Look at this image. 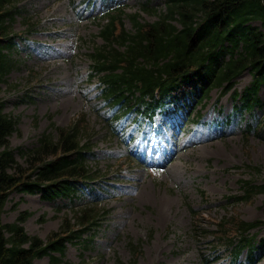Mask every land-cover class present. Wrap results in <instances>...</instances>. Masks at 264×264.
Listing matches in <instances>:
<instances>
[{
	"label": "rangeland",
	"instance_id": "374dc122",
	"mask_svg": "<svg viewBox=\"0 0 264 264\" xmlns=\"http://www.w3.org/2000/svg\"><path fill=\"white\" fill-rule=\"evenodd\" d=\"M78 1L22 0L21 11L25 14L16 20L14 32L27 39V48L15 56L19 65L0 86V100L5 104V113L18 121L11 145L24 166L21 151L34 148L52 124L69 127L79 121L88 130L86 139H91L96 153L91 168L102 177L91 188L94 194L101 190L102 199H93L89 188L87 196L74 204L62 199L44 201L40 194L15 193L6 205L3 222L13 223L21 212L28 211L32 216L24 224L27 233L47 241L62 226L66 230L80 229L77 211H97L102 219L95 235L87 233L78 242L67 244L63 262L72 264H116L118 259L126 264H200L206 243L212 242V237H200L203 231L217 237L223 236L221 231L233 235L230 224L216 226L224 224L219 222L224 217L225 221H261L263 226L252 234L263 239L264 194L249 202L236 200L243 195L242 181L264 184V86L257 93L263 107L253 115L234 110L240 102L233 98V92L224 96L213 91L206 106H198L194 112L203 113L209 125L196 130L187 125L176 138H170L175 149L188 141L210 139L186 146L176 161L162 170L140 166L128 157V147L120 138L109 134L102 118L105 110L100 111L102 101L97 97L98 82L88 81L91 59L87 54L96 44L101 45L100 25L99 17H78L74 9ZM143 1L121 0L129 14L140 12ZM150 8L153 12L142 14L143 19L154 22L164 10V0H152ZM26 22L33 27L23 34ZM125 25L131 29L128 20ZM56 43L60 44L59 52ZM234 81L235 90L244 92L252 82L251 73L246 71ZM255 120L259 130L246 133V123ZM214 121L221 122V128L210 126ZM209 127L217 129L220 136H210L206 132ZM147 139L158 157H163L166 142L160 143L155 137ZM136 144L133 149L146 152L148 143ZM148 154L152 158L153 152ZM146 194L151 195L150 199ZM163 196L170 206L161 216ZM224 251H220L221 258L215 264H231L232 257ZM255 256L247 264H264L263 253ZM246 257L243 254L239 261L246 262ZM35 264L51 262L46 257Z\"/></svg>",
	"mask_w": 264,
	"mask_h": 264
},
{
	"label": "trees",
	"instance_id": "16d2710c",
	"mask_svg": "<svg viewBox=\"0 0 264 264\" xmlns=\"http://www.w3.org/2000/svg\"><path fill=\"white\" fill-rule=\"evenodd\" d=\"M149 3L141 6L146 13L150 12ZM20 4L21 0H0V86L7 83L19 63L15 55L21 49L16 38H23L14 33L13 26L23 13ZM126 18L132 23L131 31L125 28ZM262 29L264 0H164V10L152 23L142 21L140 14L119 11L110 15L102 31L104 44L91 56L94 69L105 84L104 101L127 107L135 101L142 116H152L167 99L174 105L178 103L179 108L196 98V103L202 104L214 90L227 94L233 90L234 80L249 71L250 86L242 95L235 91L234 97L240 101L235 107L237 111L251 113L256 107H263L257 96L264 86ZM4 110L0 101V264H34L44 257H49L51 264H62L66 243L81 239L85 230L97 226L100 218L97 211H77L80 229L66 230L62 226L47 241L27 233L24 224L32 213L21 212L15 222L7 224L2 217L14 193L40 194L43 200L62 198L71 203L82 198L77 194L82 184L93 182L97 176L90 168L94 155L92 146L86 142L89 132L79 121L69 127L52 124L33 149L21 151L24 166L11 145L18 121ZM252 130L249 123L247 131ZM242 189L244 194L237 202H249L264 194V185L249 181L242 183ZM220 222L224 224L217 227L227 224L234 227V236L224 231L221 238L227 240L225 248L235 250L237 257L245 250L264 252V239L254 243L249 236L262 225L261 221ZM201 237L208 235L203 232ZM210 251L202 261H209L216 247L210 244ZM116 264L126 263L118 259Z\"/></svg>",
	"mask_w": 264,
	"mask_h": 264
},
{
	"label": "bare ground",
	"instance_id": "6f19581e",
	"mask_svg": "<svg viewBox=\"0 0 264 264\" xmlns=\"http://www.w3.org/2000/svg\"><path fill=\"white\" fill-rule=\"evenodd\" d=\"M57 49H59V48H57ZM176 158H177V155H175L171 159V161L175 160ZM146 196L148 197V199H150V197H151L150 194H146ZM160 202H161V208L159 209V212H160L161 216H164L167 213V208H169V206H170V201H168L167 198L163 196L160 198Z\"/></svg>",
	"mask_w": 264,
	"mask_h": 264
}]
</instances>
